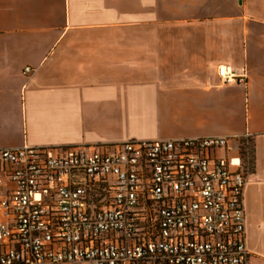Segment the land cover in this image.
Listing matches in <instances>:
<instances>
[{
    "label": "crops",
    "instance_id": "0c3cea01",
    "mask_svg": "<svg viewBox=\"0 0 264 264\" xmlns=\"http://www.w3.org/2000/svg\"><path fill=\"white\" fill-rule=\"evenodd\" d=\"M247 135L264 264V0H0V148Z\"/></svg>",
    "mask_w": 264,
    "mask_h": 264
},
{
    "label": "built area",
    "instance_id": "2783aa9c",
    "mask_svg": "<svg viewBox=\"0 0 264 264\" xmlns=\"http://www.w3.org/2000/svg\"><path fill=\"white\" fill-rule=\"evenodd\" d=\"M252 163L248 135L0 148V264H249Z\"/></svg>",
    "mask_w": 264,
    "mask_h": 264
},
{
    "label": "water",
    "instance_id": "95a60500",
    "mask_svg": "<svg viewBox=\"0 0 264 264\" xmlns=\"http://www.w3.org/2000/svg\"><path fill=\"white\" fill-rule=\"evenodd\" d=\"M242 0H240V2H241Z\"/></svg>",
    "mask_w": 264,
    "mask_h": 264
}]
</instances>
